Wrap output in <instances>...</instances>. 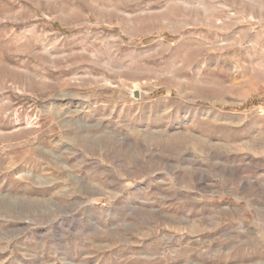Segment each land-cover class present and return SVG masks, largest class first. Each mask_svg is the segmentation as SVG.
I'll return each mask as SVG.
<instances>
[{"label": "rangeland", "instance_id": "rangeland-1", "mask_svg": "<svg viewBox=\"0 0 264 264\" xmlns=\"http://www.w3.org/2000/svg\"><path fill=\"white\" fill-rule=\"evenodd\" d=\"M0 264H264V0H0Z\"/></svg>", "mask_w": 264, "mask_h": 264}, {"label": "water", "instance_id": "water-1", "mask_svg": "<svg viewBox=\"0 0 264 264\" xmlns=\"http://www.w3.org/2000/svg\"><path fill=\"white\" fill-rule=\"evenodd\" d=\"M134 96H135V98H140V93H139L138 91H136V92L134 93Z\"/></svg>", "mask_w": 264, "mask_h": 264}]
</instances>
